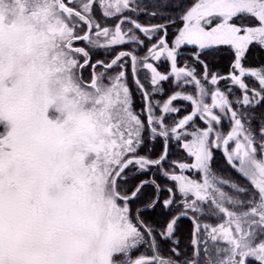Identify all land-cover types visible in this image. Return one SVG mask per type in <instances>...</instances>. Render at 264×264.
<instances>
[{
	"label": "snow or ice",
	"instance_id": "6c2138e0",
	"mask_svg": "<svg viewBox=\"0 0 264 264\" xmlns=\"http://www.w3.org/2000/svg\"><path fill=\"white\" fill-rule=\"evenodd\" d=\"M253 49L264 0H0V264H264Z\"/></svg>",
	"mask_w": 264,
	"mask_h": 264
},
{
	"label": "trees",
	"instance_id": "16d2710c",
	"mask_svg": "<svg viewBox=\"0 0 264 264\" xmlns=\"http://www.w3.org/2000/svg\"><path fill=\"white\" fill-rule=\"evenodd\" d=\"M175 31V28H171L170 32H169V39L172 38V33ZM192 51L190 47H185L182 49L181 55L179 57V61L181 64L185 63L187 61L188 58L191 57ZM263 55L261 54V52H258L256 49H253L248 56V59L245 61V64L247 65L246 62H251L250 64H255L256 61H258ZM95 59V57H94ZM202 59L206 60L209 63V66L211 68V70L213 72H227L228 70V64H229V59L230 57L228 56L227 50L221 51L219 52L217 55L215 56H205L202 57ZM155 63V62H154ZM161 72L165 71V64L164 62L160 63V69ZM141 79H143L144 73L141 72L140 73ZM128 83L132 89V93L134 96V101H135V107L137 109H139L141 101H140V97L139 95L136 93V88L135 85L132 84V80H131V76L129 75V80ZM221 87H223V84H221ZM164 88L166 89L165 91V97L172 91L171 87L169 84H164ZM190 110V109H189ZM264 111V110H262ZM162 149V145L157 142L154 145V155L158 154L161 152ZM169 156L170 158H178V159H182V157L178 156V151L175 148V146L173 145L172 148L169 151ZM215 171L217 172L218 175L222 176L224 179H228L231 175V169L226 165L225 160L223 158V156L221 155L220 152H216L215 155V161H214V165H213ZM153 175L156 176V179L158 180V182L161 184V186L163 187L165 185V181L159 177L158 174L156 173H150L147 177H142V178H148L150 179ZM130 180H132V175L130 174L129 176ZM138 182V181H137ZM153 195V191L151 187H146L145 190L141 193V196L139 198V200L136 201L137 204L139 203H146L147 202V198L151 197ZM167 193L163 192L160 194V199L161 201H163L166 197H167ZM161 209L158 207L155 212H150L149 216L151 217V219L153 220H159L161 219ZM147 218V217H146ZM177 232H176V237L177 239H179L180 241V247L184 248L185 245H187L189 243V239H190V232L192 229V224L190 222V220H182L178 226H177ZM166 245L162 246V250L164 248H166Z\"/></svg>",
	"mask_w": 264,
	"mask_h": 264
},
{
	"label": "rangeland",
	"instance_id": "374dc122",
	"mask_svg": "<svg viewBox=\"0 0 264 264\" xmlns=\"http://www.w3.org/2000/svg\"><path fill=\"white\" fill-rule=\"evenodd\" d=\"M78 46H82V45H78ZM263 56L255 62V64H252V65H257V64H264V53H261ZM247 64H250L249 62H246ZM88 73H87V70L85 71V76L87 77Z\"/></svg>",
	"mask_w": 264,
	"mask_h": 264
}]
</instances>
